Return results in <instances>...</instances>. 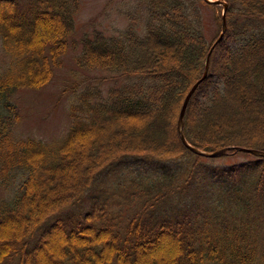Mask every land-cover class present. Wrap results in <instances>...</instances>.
Masks as SVG:
<instances>
[{
  "label": "trees",
  "instance_id": "16d2710c",
  "mask_svg": "<svg viewBox=\"0 0 264 264\" xmlns=\"http://www.w3.org/2000/svg\"><path fill=\"white\" fill-rule=\"evenodd\" d=\"M224 1L183 125L216 158L177 118L220 6L136 0L116 33L85 35L76 65L114 84L71 87L68 129L45 141L14 135L9 99L62 66L80 0H0V183L23 174L0 205V264H264V156L236 150L264 151V0Z\"/></svg>",
  "mask_w": 264,
  "mask_h": 264
},
{
  "label": "rangeland",
  "instance_id": "374dc122",
  "mask_svg": "<svg viewBox=\"0 0 264 264\" xmlns=\"http://www.w3.org/2000/svg\"><path fill=\"white\" fill-rule=\"evenodd\" d=\"M135 2L136 0H80L75 16L76 28L70 38V47L62 58V66L55 69L47 84L40 88L18 89L9 99L19 114L13 125L16 137H35L45 141L59 138L70 123V105L74 100L71 87L78 93L86 88H99L105 94L108 87L114 84L110 73L81 69L76 65L75 58L81 51V40L94 29L112 34L123 28L127 24L126 13L134 7ZM213 14L212 10L205 12V33L208 39L216 27ZM7 58L0 42V69L7 65ZM242 158L243 156L238 155L229 159ZM21 177L23 174L14 178L9 186L0 183V205L14 196L19 189Z\"/></svg>",
  "mask_w": 264,
  "mask_h": 264
},
{
  "label": "water",
  "instance_id": "95a60500",
  "mask_svg": "<svg viewBox=\"0 0 264 264\" xmlns=\"http://www.w3.org/2000/svg\"><path fill=\"white\" fill-rule=\"evenodd\" d=\"M209 3H213L217 6H221L222 7V12H221V22H222V28H221V32L219 34V36L215 39V41L212 43L211 48L207 54L206 60H205V67H204V72L202 74V76L200 77V79H198L188 90V92L186 93L184 100L182 102L181 108L179 110V114H178V118H177V131L179 134V137L182 141V143L188 147L192 152L202 155V156H206V157H218L221 156L225 153L226 148H222L220 150H216L213 152H205L202 150H199L198 148H195L193 146H191L187 140L185 139L184 133H183V125H184V113H185V109L186 106L188 104V101L191 97V95L194 93V91L196 90V88L198 87L199 83L205 79V77L207 76L208 73V68H209V58H210V54L211 51L213 50L214 46L220 42L223 39L224 36V32L226 29V15L225 12L227 10L228 4L226 1L224 0H205ZM237 151H244V152H248L251 153L253 155L256 156H264V151H260L257 149H251V148H243V147H237L236 148Z\"/></svg>",
  "mask_w": 264,
  "mask_h": 264
},
{
  "label": "bare ground",
  "instance_id": "6f19581e",
  "mask_svg": "<svg viewBox=\"0 0 264 264\" xmlns=\"http://www.w3.org/2000/svg\"><path fill=\"white\" fill-rule=\"evenodd\" d=\"M185 133V132H184ZM41 253V252H40ZM38 255V254H37Z\"/></svg>",
  "mask_w": 264,
  "mask_h": 264
}]
</instances>
